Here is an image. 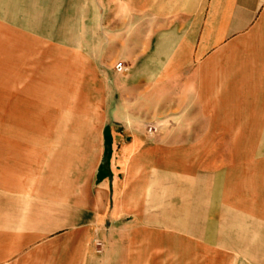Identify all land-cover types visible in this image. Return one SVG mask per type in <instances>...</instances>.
I'll use <instances>...</instances> for the list:
<instances>
[{"label": "crops", "instance_id": "0c3cea01", "mask_svg": "<svg viewBox=\"0 0 264 264\" xmlns=\"http://www.w3.org/2000/svg\"><path fill=\"white\" fill-rule=\"evenodd\" d=\"M40 1L20 0L22 37L27 34L32 43L26 47V39L20 38L23 65L37 57L41 28L52 27L51 41L56 42L60 12L65 20L71 19L70 0ZM112 9L113 24L104 28V37L116 44H136L133 55L107 56L96 88L98 99L82 101L178 102L182 108L191 107L192 125L186 126L182 137L193 139L192 146L177 148L174 154L158 148L144 150L135 138L123 143L120 154L129 159L132 170L122 184L129 188L128 194L118 199L115 215L127 199L132 203L134 168L152 160L165 161L182 177L176 194L164 201L162 215L166 210L168 223L160 242L148 239L149 247L143 250L152 249L150 257L161 252L160 264H235L240 257V264H258V255L233 247L232 219L255 218L259 210L264 211V0H112ZM46 17L49 26H44ZM76 57L80 59L76 74H99L90 57L81 52ZM112 59L128 63L125 80L115 76L124 70L118 72L114 65L111 71ZM140 59V65L133 66ZM27 65L31 68L30 62ZM56 65L52 59L49 71L53 75ZM34 69L29 73H37ZM86 90L91 92L87 85ZM5 123L0 119V264H50L34 258L49 255L46 252L51 249L38 242L43 232L32 219L20 224V210L26 205L33 210V200L39 196L85 209L89 185L80 181L79 168L78 178H73L72 168L65 165L59 167L49 188L44 175L51 167L45 165L39 176L40 164L20 157V131L7 130ZM104 137L114 138L108 130ZM216 140H228V145L218 146ZM97 179L102 188L104 174ZM64 182L68 189L63 188ZM48 209L62 214L58 205ZM221 218L225 219V239L217 243ZM29 242L38 243L28 247ZM135 243L132 240L127 246V264H135L130 259ZM79 249L80 264H87V244ZM202 250L208 253L202 255ZM148 257L146 264H152L153 258Z\"/></svg>", "mask_w": 264, "mask_h": 264}, {"label": "rangeland", "instance_id": "374dc122", "mask_svg": "<svg viewBox=\"0 0 264 264\" xmlns=\"http://www.w3.org/2000/svg\"><path fill=\"white\" fill-rule=\"evenodd\" d=\"M70 1L71 19L65 20L64 12H60L56 20V42L51 41L54 38L52 27L41 28L40 42L35 46L37 57L26 60L23 65L20 38L26 39V47L32 43L27 41V34L22 37V3L0 0V119L6 121L7 130L20 131V157L33 158L39 163V176L45 165L51 167L44 175L49 188L56 174L59 175V167L65 165L72 168L73 178H78L76 169L79 168L80 181L82 184L87 181L89 185L87 208L39 196L33 200V210L27 205L25 210H20V224L32 219L41 229L43 235L38 242L55 251L49 250L46 252L49 255L34 258H44L50 264H80L82 251L79 248L86 244L87 264H127V246L132 240L136 246L130 252V259L135 264H146L145 259L154 251L143 249L146 245L149 247L148 239L155 237L160 242V233L168 223L167 211L162 215L164 201L167 196L176 194L177 180L182 176L176 169L168 168L170 165L167 167L165 161L152 160L146 166L137 165L141 168H134L136 176L130 175L134 191L132 203L127 199L115 215L118 199L128 194L129 188L122 184L132 170L129 159L120 154V149L123 143H130L134 138L142 143L144 150L158 148L171 154L177 148L192 146V138L182 137L186 126L192 125L191 107L182 108L178 102L82 101L98 99L96 88L101 84L100 73L106 66L105 60L109 56L128 58L133 55L136 44H116L107 42L104 37V28L113 24L112 0ZM40 2L46 3V0ZM48 20V17L43 19L44 26H49ZM82 36L84 42H81ZM80 52L91 58L99 74H76L80 67L76 56ZM52 59L57 63L56 75L49 71ZM141 61L137 60L133 66ZM29 62L37 73H29ZM119 62L128 68L126 61L112 59V72ZM128 73L127 69L115 76L125 80ZM86 85L91 92L86 90ZM105 130L114 138L106 139ZM220 144L228 145V140H216V145ZM173 167H177L176 161ZM100 173L104 174L102 188L97 179ZM145 175L146 179L142 177ZM63 188H69L66 182ZM76 195L77 201L80 192ZM55 205L60 206L62 214L55 215L48 209ZM258 214L255 218L232 219V244L234 248L243 249L244 254L255 253L258 264H264V211L259 210ZM218 222L216 242L224 243L225 219ZM201 237L208 238V235ZM38 242H29L28 247ZM160 253L150 257L152 264H160ZM201 253L205 255L208 251ZM242 261L240 257L235 264Z\"/></svg>", "mask_w": 264, "mask_h": 264}, {"label": "built area", "instance_id": "2783aa9c", "mask_svg": "<svg viewBox=\"0 0 264 264\" xmlns=\"http://www.w3.org/2000/svg\"><path fill=\"white\" fill-rule=\"evenodd\" d=\"M115 69H116L118 72L125 70L124 65H123L121 62H119V63H117V64L115 65Z\"/></svg>", "mask_w": 264, "mask_h": 264}]
</instances>
